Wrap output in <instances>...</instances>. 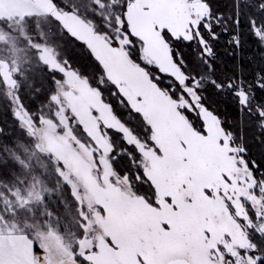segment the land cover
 <instances>
[{"label":"snow or ice","instance_id":"snow-or-ice-1","mask_svg":"<svg viewBox=\"0 0 264 264\" xmlns=\"http://www.w3.org/2000/svg\"><path fill=\"white\" fill-rule=\"evenodd\" d=\"M0 264H264V0H0Z\"/></svg>","mask_w":264,"mask_h":264}]
</instances>
